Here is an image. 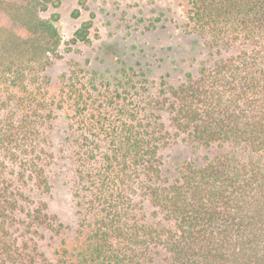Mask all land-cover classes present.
<instances>
[{
    "label": "trees",
    "instance_id": "1",
    "mask_svg": "<svg viewBox=\"0 0 264 264\" xmlns=\"http://www.w3.org/2000/svg\"><path fill=\"white\" fill-rule=\"evenodd\" d=\"M49 6L0 0V264H264V0H188L208 59L176 85L123 64L75 69L56 93ZM60 118L73 229L40 199ZM180 139L206 153L166 168Z\"/></svg>",
    "mask_w": 264,
    "mask_h": 264
},
{
    "label": "rangeland",
    "instance_id": "2",
    "mask_svg": "<svg viewBox=\"0 0 264 264\" xmlns=\"http://www.w3.org/2000/svg\"><path fill=\"white\" fill-rule=\"evenodd\" d=\"M44 17L58 14L57 28L63 43L58 58L48 69L50 91L56 93L64 74L75 69L94 70L110 75L123 64L145 73L150 82L162 77L176 85L187 72H195L208 59L203 46L186 34L183 23L188 0H54ZM83 29L86 40L74 42ZM201 42V41H200ZM65 122L59 119L52 132L51 148L56 157L51 165L52 190L40 199L47 213L68 227L75 228L76 216L70 187L68 165L58 153L65 139ZM206 152L194 153L181 139L167 145L162 156L166 168ZM47 239L44 249L49 252Z\"/></svg>",
    "mask_w": 264,
    "mask_h": 264
}]
</instances>
